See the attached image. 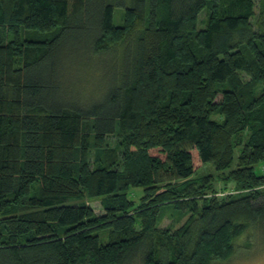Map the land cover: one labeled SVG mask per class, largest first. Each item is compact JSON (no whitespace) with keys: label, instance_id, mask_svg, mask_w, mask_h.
Returning a JSON list of instances; mask_svg holds the SVG:
<instances>
[{"label":"trees","instance_id":"16d2710c","mask_svg":"<svg viewBox=\"0 0 264 264\" xmlns=\"http://www.w3.org/2000/svg\"><path fill=\"white\" fill-rule=\"evenodd\" d=\"M261 1L0 0V264H217L264 230ZM116 131L126 169L92 167Z\"/></svg>","mask_w":264,"mask_h":264},{"label":"rangeland","instance_id":"374dc122","mask_svg":"<svg viewBox=\"0 0 264 264\" xmlns=\"http://www.w3.org/2000/svg\"><path fill=\"white\" fill-rule=\"evenodd\" d=\"M262 1L257 0L256 15L253 18V23L255 27L257 26V21L259 14L262 11ZM209 7V6H208ZM210 9L207 8L204 10L200 16L201 20H206L208 18ZM123 12L117 11L116 14V23L122 22ZM203 25V24H201ZM252 72L250 70H242L240 72L241 78L244 82H249L252 80ZM264 90V82H258L256 86V93H261ZM122 133L116 131L114 134L108 137L107 147L105 149H100L91 146L90 149V163L92 167L99 165L107 164L109 161L114 160L118 161L117 168L121 171H124V154L121 147ZM213 175L214 185L220 191L225 190L224 187H231L233 183H227L221 179L224 174L222 172H216L214 166L211 164L201 165L198 172L196 173L197 183L200 185L204 184L202 178L204 176ZM229 189V188H228ZM144 194L143 188L131 189L129 196L133 198L137 203L140 202L142 195ZM104 199L100 196L95 198H87L85 201L89 203L93 208L96 214L100 215L105 213L104 208ZM81 201L73 199L69 203H79ZM201 203V202H200ZM12 213V212H10ZM190 211H185L183 209L174 208L172 205L165 206L162 210V213L159 217L158 225L161 229H166L174 231L180 227L186 219L189 217ZM61 232H64L63 230ZM104 241L107 240L106 234L102 235ZM130 264H136V260L132 261ZM217 264H264V230L261 228L254 229L251 226H248L246 229L242 230L237 234L234 239V254L230 260L225 262H220Z\"/></svg>","mask_w":264,"mask_h":264}]
</instances>
